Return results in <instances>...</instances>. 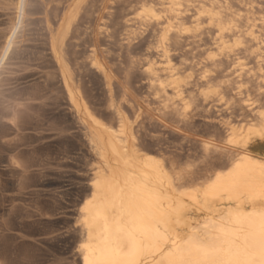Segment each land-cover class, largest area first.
Returning a JSON list of instances; mask_svg holds the SVG:
<instances>
[{
    "label": "bare ground",
    "instance_id": "bare-ground-1",
    "mask_svg": "<svg viewBox=\"0 0 264 264\" xmlns=\"http://www.w3.org/2000/svg\"><path fill=\"white\" fill-rule=\"evenodd\" d=\"M256 3L254 0H242L241 5L236 8V3L234 7L228 0H141L140 10L136 9V20L140 28L151 25L160 27V39L156 48L162 58L161 64L165 65L161 71L168 74H160L159 68H154V62L145 70L153 84L157 83L151 86L152 90L155 89V99L159 104V109L156 110L159 114H155L158 123L165 127H175L176 124L175 129L180 133L190 134L188 132L195 128L189 116L190 111L204 110L209 105L208 99L214 96L211 94L218 91L221 100L226 99L225 94L228 93L224 105L237 108L247 119L252 118L245 125L240 126V123V127L231 126V123L224 121L230 128L227 127V131L220 126L228 134L222 143L221 140L215 144L199 140L206 157L213 154L212 156L226 159L220 168L217 166V171H212L211 176L208 170L209 176L203 179H184L181 173L176 172L173 164L161 157L162 153L158 152V155L161 154L158 156L146 152L144 140L129 124L121 108L112 105L116 127L102 121L85 101L69 64L64 61L65 35L71 26L70 16L73 10L64 16L58 12L63 17L57 21V29L53 30L51 24L48 26L49 48L60 69L69 104L81 123L80 127L84 129L90 151L100 159L99 168L95 169L92 179L87 183L90 187L89 194L87 193L81 207L78 221L80 235L76 251L81 257V264H210L213 260H231L234 257L241 260L259 258L260 241L264 236V74L258 75L250 69L246 73H239L234 79L231 78L234 75L218 78L217 74V78H214L203 74L200 81L190 83L188 80L192 81L191 79L180 75L174 68L172 55L173 43L179 46L184 38L200 37L207 32L219 50V54L208 55L217 69L222 70L226 63L235 66L238 64L243 68L245 65L241 64V53L253 56L259 66L264 65V15L255 10ZM1 5L14 6L16 18H19L24 15L26 1L0 0ZM128 27L129 35H135L140 29ZM228 37L234 38L232 44L227 40ZM7 40L6 53L15 43L14 31ZM91 62L109 81L104 62L96 56ZM200 82L209 85L208 89L200 90ZM248 84H253L252 90L246 88ZM204 111L207 112L206 109ZM235 114L237 113L234 116ZM194 117L196 118L195 115ZM237 117L235 123L241 119V116ZM187 134L185 138L189 136ZM218 134L223 136L220 132ZM190 148L187 150L190 151ZM196 148L194 153L197 152ZM200 157L202 160L203 154ZM214 163L210 162L213 167ZM205 166L209 165L206 163Z\"/></svg>",
    "mask_w": 264,
    "mask_h": 264
},
{
    "label": "rangeland",
    "instance_id": "rangeland-1",
    "mask_svg": "<svg viewBox=\"0 0 264 264\" xmlns=\"http://www.w3.org/2000/svg\"><path fill=\"white\" fill-rule=\"evenodd\" d=\"M25 1L24 15H20L19 18H16L14 6H0V264H81V257L76 251L80 235L78 221L81 207L88 196L87 193L89 194L90 187L87 183L92 179L94 171L99 168L100 159L90 151L84 129L80 127L81 123L72 110L63 88L60 69L49 48L50 24L53 30L57 29L59 25L57 21L59 22L68 11L73 10L70 16L71 26L65 35L63 54L64 61L69 64L85 101L102 121L115 127L117 122L113 118L112 105L121 108L129 124L144 140L143 145L147 147L144 146L145 151L154 155L162 153V156L160 153L158 156L173 164L176 172L181 173L184 179H203L211 176L226 162L224 157H215L213 154L206 157L200 144L203 140L214 144L221 140L222 143L226 140L224 137L227 138V131L230 128L226 121L231 123V126L240 127L250 122L252 118L247 119L237 108L224 105L228 93L225 94L226 99L221 100L218 91L211 94L215 97L210 96L208 99L209 105H206L208 109L205 108L207 112L205 109L190 111L189 116L195 128L188 132L190 134L186 133L188 137L185 138V133L175 129L176 124L175 127L169 128L158 123L155 114H159V111H156L159 104L155 99V89L152 90V86L157 83L153 84L145 70L154 62V68H159L160 74L168 73L161 71L165 65L161 64L162 58L156 48L160 39V27L151 25L140 28L136 20V11L140 10L141 0ZM228 1L234 7L236 3L238 8L242 0ZM254 1L257 2L254 5L255 10L264 15V0ZM128 26L140 29L135 35H129ZM13 31L15 43L6 53L7 39ZM231 38L228 37L227 40L232 44L234 38ZM218 52L211 35L207 32L200 37L184 38L179 46L173 43V65L180 75L192 80H188L190 83L200 81L203 74L214 78L234 75L231 76L232 79L249 69L258 75L264 74V65L259 66L253 56L243 53L240 54L241 64L245 65L243 68L238 64L235 66L226 63L222 70L217 69L208 55L219 54ZM94 56L104 62L109 73V81L92 66ZM199 84L200 90H207L209 87L202 82ZM251 85H246V88L252 90L253 84ZM145 108H149L148 111ZM219 109L232 118L228 115L227 118ZM234 113L237 114L234 116ZM127 114H130V117ZM237 116H241L239 117L241 119L235 123ZM215 118L224 120H218L219 123ZM214 131L220 132L223 136L220 137ZM194 148L203 154L202 160H200L202 154L194 153ZM205 162L209 166L206 167ZM210 162L212 164L216 162L215 168ZM96 163L98 165H95ZM190 163H196V166ZM196 170L198 171L195 172Z\"/></svg>",
    "mask_w": 264,
    "mask_h": 264
},
{
    "label": "snow or ice",
    "instance_id": "snow-or-ice-1",
    "mask_svg": "<svg viewBox=\"0 0 264 264\" xmlns=\"http://www.w3.org/2000/svg\"><path fill=\"white\" fill-rule=\"evenodd\" d=\"M210 264H264V236L260 241V256L258 259H245L233 258L231 260H213Z\"/></svg>",
    "mask_w": 264,
    "mask_h": 264
}]
</instances>
